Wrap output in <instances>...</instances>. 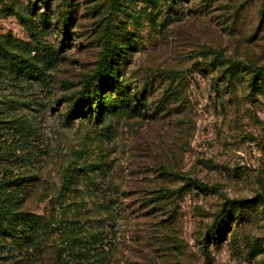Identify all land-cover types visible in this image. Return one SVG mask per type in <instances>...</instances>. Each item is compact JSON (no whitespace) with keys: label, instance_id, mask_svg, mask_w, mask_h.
<instances>
[{"label":"rangeland","instance_id":"1","mask_svg":"<svg viewBox=\"0 0 264 264\" xmlns=\"http://www.w3.org/2000/svg\"><path fill=\"white\" fill-rule=\"evenodd\" d=\"M263 9L0 0V184L43 220L0 234V264H74L68 237L94 235L98 264H264V83L243 72L228 85L213 61L264 65Z\"/></svg>","mask_w":264,"mask_h":264},{"label":"trees","instance_id":"2","mask_svg":"<svg viewBox=\"0 0 264 264\" xmlns=\"http://www.w3.org/2000/svg\"><path fill=\"white\" fill-rule=\"evenodd\" d=\"M261 14L264 16V9ZM213 61L217 63L219 67V71L221 74V80L226 82V84L232 83L234 80H239L243 77L244 73H250V85L253 88H260L258 83H264V65L258 66L252 63H246L245 61L231 59L226 57L221 51L215 50L213 51ZM112 58V47L111 41L107 40L105 43V54L104 57L92 75L91 80L94 81L95 84H98L96 81L99 74H101L104 70L107 71L110 69V60ZM11 67L18 71L24 72L29 75H37L36 71L28 67L27 65L22 63H11ZM90 95L86 91H82L77 99V101L71 105L69 117H72L82 109V107L88 102ZM97 101L102 103V107H110L111 102H106L101 100L100 96H97ZM101 112V110H100ZM189 184H197L201 186L198 181L188 182ZM70 181L67 179L64 181L63 188H68ZM13 191H9L7 187L0 184V234L5 237H15L17 234L19 237H24V233L26 229H28L31 233L37 232L38 224L42 223V219H40L37 215H32V213L24 212L21 210V203L19 200L14 199ZM119 205L115 207V205L107 204L105 206V212L107 214H113L115 211L123 217L122 212H126V210ZM121 212V213H119ZM33 216L36 222L29 217ZM17 225H19L18 228ZM77 230V231H76ZM70 233L74 232V234H80V229L74 226H71ZM92 242L89 239L82 238L81 241H77L76 237H68L67 241H70L72 250L68 251L73 257L74 264H98V260L103 258L100 254V250L97 248L96 244L100 243L101 239L99 237H95ZM27 240H32L27 239ZM102 243V242H101ZM87 248V249H86ZM96 249L97 251H93ZM59 256H63V252L59 253ZM66 264V263H64Z\"/></svg>","mask_w":264,"mask_h":264}]
</instances>
